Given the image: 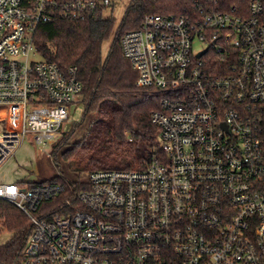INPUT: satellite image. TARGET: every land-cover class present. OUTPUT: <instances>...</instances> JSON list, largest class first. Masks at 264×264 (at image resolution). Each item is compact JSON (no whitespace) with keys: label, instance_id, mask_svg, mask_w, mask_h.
Listing matches in <instances>:
<instances>
[{"label":"built area","instance_id":"2783aa9c","mask_svg":"<svg viewBox=\"0 0 264 264\" xmlns=\"http://www.w3.org/2000/svg\"><path fill=\"white\" fill-rule=\"evenodd\" d=\"M112 3L0 0V171L25 140L54 145L81 93L75 66L31 60L35 31ZM204 3L146 15L120 39L136 87L160 94V157L69 191L0 180V201L30 222L19 264H264V0Z\"/></svg>","mask_w":264,"mask_h":264},{"label":"trees","instance_id":"16d2710c","mask_svg":"<svg viewBox=\"0 0 264 264\" xmlns=\"http://www.w3.org/2000/svg\"><path fill=\"white\" fill-rule=\"evenodd\" d=\"M115 1V0H112ZM121 24L114 30V19L103 11L85 21L56 18L41 24L33 36V46L41 60L54 62L60 69L77 68L82 85L83 113L76 128L87 123L84 136L72 145L57 141L54 152L61 155L80 174L96 170H130L153 157L161 156L158 134L149 121V112L159 108L160 94L139 89L136 72L123 57L120 39L139 27L146 15H192L193 0H129ZM203 10L245 12L249 0H201ZM112 38L109 52L102 58L101 48ZM145 111L146 118L135 121L134 113ZM149 111V112H148ZM61 139V140H62ZM62 145V146H61ZM70 185L56 177L46 183ZM21 186L40 184L18 181ZM85 183L73 185L80 189ZM85 187V186H84ZM48 206H42L41 210ZM50 207V206H49ZM30 222L12 204L0 201V233L11 238L0 245V264H19Z\"/></svg>","mask_w":264,"mask_h":264},{"label":"rangeland","instance_id":"374dc122","mask_svg":"<svg viewBox=\"0 0 264 264\" xmlns=\"http://www.w3.org/2000/svg\"><path fill=\"white\" fill-rule=\"evenodd\" d=\"M129 0H115L112 5L103 11L104 17H112L114 19V30L121 24L124 12L129 5ZM112 38L105 41L101 48L102 58L109 52ZM204 45L195 43L194 48L199 50ZM31 60H40L36 53L31 54ZM149 112V111H148ZM83 113L82 96L75 98L69 107L68 120L63 125V132L58 141L60 143L67 138V145L78 142L85 134L87 123L76 128ZM135 121L146 118L145 111H137L134 113ZM62 139V140H61ZM57 143V142H56ZM62 146V145H61ZM60 178L66 185H78L84 183L87 179L86 175L75 171L71 165L65 161L61 155V150L54 152V146H46L43 150H39L31 142L25 140L22 142L15 153L5 162L0 171V180L14 181L23 179L25 182L46 183L54 178ZM11 233L1 231L0 245L4 244L11 238Z\"/></svg>","mask_w":264,"mask_h":264},{"label":"crops","instance_id":"0c3cea01","mask_svg":"<svg viewBox=\"0 0 264 264\" xmlns=\"http://www.w3.org/2000/svg\"><path fill=\"white\" fill-rule=\"evenodd\" d=\"M21 180H23V179H20V180H14V181H8V182H16V183H18V181H21Z\"/></svg>","mask_w":264,"mask_h":264},{"label":"water","instance_id":"95a60500","mask_svg":"<svg viewBox=\"0 0 264 264\" xmlns=\"http://www.w3.org/2000/svg\"><path fill=\"white\" fill-rule=\"evenodd\" d=\"M204 52H205V51H204ZM204 52H203V53H204ZM201 54H202V53H201ZM201 54H199L197 57H200V56H201Z\"/></svg>","mask_w":264,"mask_h":264}]
</instances>
